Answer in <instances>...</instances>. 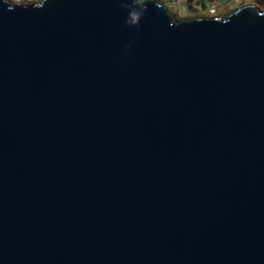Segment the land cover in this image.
Returning <instances> with one entry per match:
<instances>
[{"label": "water", "instance_id": "1", "mask_svg": "<svg viewBox=\"0 0 264 264\" xmlns=\"http://www.w3.org/2000/svg\"><path fill=\"white\" fill-rule=\"evenodd\" d=\"M0 264H264V10L0 0Z\"/></svg>", "mask_w": 264, "mask_h": 264}, {"label": "rangeland", "instance_id": "2", "mask_svg": "<svg viewBox=\"0 0 264 264\" xmlns=\"http://www.w3.org/2000/svg\"><path fill=\"white\" fill-rule=\"evenodd\" d=\"M255 0H240L239 4H236V2H233L225 11L217 12L215 16H227L231 12L237 10L239 7H241L244 4H253L256 5L261 11L264 10V6L258 5L254 2ZM167 7L169 8V11L172 15V17L176 20H183L188 18H194V17H204L208 16V14H195L192 12H189L185 5H182V0H174L173 2H166Z\"/></svg>", "mask_w": 264, "mask_h": 264}, {"label": "crops", "instance_id": "3", "mask_svg": "<svg viewBox=\"0 0 264 264\" xmlns=\"http://www.w3.org/2000/svg\"><path fill=\"white\" fill-rule=\"evenodd\" d=\"M173 2L174 0H163ZM233 2L239 4L240 0H182V5L195 14H207L211 6H216L217 12L225 11Z\"/></svg>", "mask_w": 264, "mask_h": 264}, {"label": "built area", "instance_id": "4", "mask_svg": "<svg viewBox=\"0 0 264 264\" xmlns=\"http://www.w3.org/2000/svg\"><path fill=\"white\" fill-rule=\"evenodd\" d=\"M8 1H10L12 3H30V2H32V3H39L42 0H8ZM208 12L210 14H212V15L215 14L216 13V6H211L209 8Z\"/></svg>", "mask_w": 264, "mask_h": 264}, {"label": "trees", "instance_id": "5", "mask_svg": "<svg viewBox=\"0 0 264 264\" xmlns=\"http://www.w3.org/2000/svg\"><path fill=\"white\" fill-rule=\"evenodd\" d=\"M254 2L258 5L264 6V0H255Z\"/></svg>", "mask_w": 264, "mask_h": 264}, {"label": "clouds", "instance_id": "6", "mask_svg": "<svg viewBox=\"0 0 264 264\" xmlns=\"http://www.w3.org/2000/svg\"><path fill=\"white\" fill-rule=\"evenodd\" d=\"M160 1H162V2H164V3L166 4L165 1H163V0H160ZM166 6H167V4H166ZM216 8H217V7H216ZM168 9H169V8H168ZM216 13H217V10H216ZM216 13H215V14H216ZM207 14H208V16H215V14L212 15V14H210L209 12H208Z\"/></svg>", "mask_w": 264, "mask_h": 264}]
</instances>
